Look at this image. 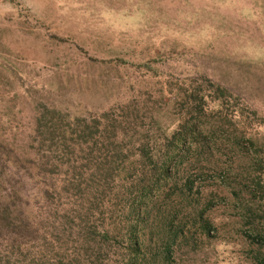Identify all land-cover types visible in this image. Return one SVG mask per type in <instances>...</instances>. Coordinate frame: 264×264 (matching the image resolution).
<instances>
[{
	"label": "rangeland",
	"instance_id": "obj_1",
	"mask_svg": "<svg viewBox=\"0 0 264 264\" xmlns=\"http://www.w3.org/2000/svg\"><path fill=\"white\" fill-rule=\"evenodd\" d=\"M264 0H0V264H264Z\"/></svg>",
	"mask_w": 264,
	"mask_h": 264
},
{
	"label": "trees",
	"instance_id": "obj_2",
	"mask_svg": "<svg viewBox=\"0 0 264 264\" xmlns=\"http://www.w3.org/2000/svg\"><path fill=\"white\" fill-rule=\"evenodd\" d=\"M263 246H264V238H263L262 246H260V247L263 248Z\"/></svg>",
	"mask_w": 264,
	"mask_h": 264
}]
</instances>
